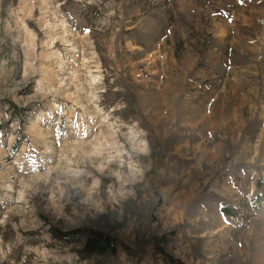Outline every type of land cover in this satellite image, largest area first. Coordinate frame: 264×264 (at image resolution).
Returning a JSON list of instances; mask_svg holds the SVG:
<instances>
[{"label":"rangeland","instance_id":"obj_1","mask_svg":"<svg viewBox=\"0 0 264 264\" xmlns=\"http://www.w3.org/2000/svg\"><path fill=\"white\" fill-rule=\"evenodd\" d=\"M257 181L264 0H0L1 264H264Z\"/></svg>","mask_w":264,"mask_h":264},{"label":"trees","instance_id":"obj_2","mask_svg":"<svg viewBox=\"0 0 264 264\" xmlns=\"http://www.w3.org/2000/svg\"><path fill=\"white\" fill-rule=\"evenodd\" d=\"M6 1V0H5ZM260 181L256 182V198L254 199V207L259 208L260 206H264V198L259 194V189L261 188ZM209 196L220 202V211L224 215L227 216H235L238 213V209L232 204H225L224 200H222L217 194L210 193ZM44 223H47L48 233L52 238L57 240H62L64 242H76L82 240V248L81 252L87 255L91 254H102L109 252L111 254L116 253L118 244L122 245L121 242L110 235L109 233H105L100 231L99 229L92 228L90 226L81 225L72 229H61L56 225H52L49 221L44 220ZM37 233V231H34ZM33 233V232H32ZM156 240L157 249L163 252V249L159 246V243H166L169 239L166 235L159 236ZM166 255V254H163ZM1 264V263H0ZM172 264H184L178 259H174Z\"/></svg>","mask_w":264,"mask_h":264},{"label":"clouds","instance_id":"obj_3","mask_svg":"<svg viewBox=\"0 0 264 264\" xmlns=\"http://www.w3.org/2000/svg\"><path fill=\"white\" fill-rule=\"evenodd\" d=\"M146 135V134H145ZM140 139V137H138ZM141 149H140V154L147 156L150 152V146L147 141V139H142L141 141ZM128 167L134 174L142 175L143 174V167L141 166L139 161H130Z\"/></svg>","mask_w":264,"mask_h":264},{"label":"crops","instance_id":"obj_4","mask_svg":"<svg viewBox=\"0 0 264 264\" xmlns=\"http://www.w3.org/2000/svg\"><path fill=\"white\" fill-rule=\"evenodd\" d=\"M204 13H205V15H207L208 14V11H204ZM207 19L208 20H212L213 18H211V17H207ZM249 44V43H248ZM208 52H210V51H207V52H204V55H205V58H206V61H213V58H214V54L212 53L211 54V57H210V53H208ZM196 59H198V56H197V58ZM198 63V62H197ZM197 65V64H196ZM213 65V63L210 65V67ZM200 66H202V65H200ZM207 66V65H206ZM207 68H208V66H207ZM199 70V69H198ZM208 71H210L209 69H208ZM200 74H202V75H205L203 72H201ZM199 74V75H200ZM196 73H194V76L196 77ZM207 76V75H206Z\"/></svg>","mask_w":264,"mask_h":264},{"label":"bare ground","instance_id":"obj_5","mask_svg":"<svg viewBox=\"0 0 264 264\" xmlns=\"http://www.w3.org/2000/svg\"><path fill=\"white\" fill-rule=\"evenodd\" d=\"M30 40L32 43H34V36L32 34H30Z\"/></svg>","mask_w":264,"mask_h":264}]
</instances>
